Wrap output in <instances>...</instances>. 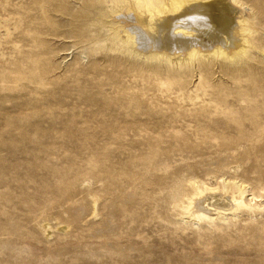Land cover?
Wrapping results in <instances>:
<instances>
[{
	"label": "rangeland",
	"instance_id": "1",
	"mask_svg": "<svg viewBox=\"0 0 264 264\" xmlns=\"http://www.w3.org/2000/svg\"><path fill=\"white\" fill-rule=\"evenodd\" d=\"M85 1L0 0V264H264V219L184 228L161 189L223 159L264 181L263 60L171 84L94 55Z\"/></svg>",
	"mask_w": 264,
	"mask_h": 264
},
{
	"label": "bare ground",
	"instance_id": "2",
	"mask_svg": "<svg viewBox=\"0 0 264 264\" xmlns=\"http://www.w3.org/2000/svg\"><path fill=\"white\" fill-rule=\"evenodd\" d=\"M259 1L86 0L80 16L85 18L92 10L97 14V19H88L96 35L91 47L96 56L105 52L112 58L143 62L140 66L149 67L156 78L167 77L171 84H180L194 66L201 74L209 72L219 60L232 80L245 71L241 65L251 70L253 63H264ZM237 162L223 159L206 172L182 173L166 183L161 189L168 190L173 220L184 228L210 232L236 227L242 219H264V181L250 179L256 170L241 172ZM92 200L97 216V199ZM68 227L61 222L56 229ZM52 229L48 222L41 227L46 237ZM257 232H264V221Z\"/></svg>",
	"mask_w": 264,
	"mask_h": 264
}]
</instances>
